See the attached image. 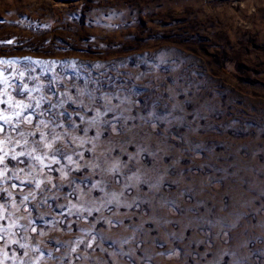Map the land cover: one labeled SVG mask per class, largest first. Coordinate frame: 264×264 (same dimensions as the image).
<instances>
[{"label":"rangeland","instance_id":"obj_1","mask_svg":"<svg viewBox=\"0 0 264 264\" xmlns=\"http://www.w3.org/2000/svg\"><path fill=\"white\" fill-rule=\"evenodd\" d=\"M0 264H264V0H0Z\"/></svg>","mask_w":264,"mask_h":264},{"label":"snow or ice","instance_id":"obj_2","mask_svg":"<svg viewBox=\"0 0 264 264\" xmlns=\"http://www.w3.org/2000/svg\"><path fill=\"white\" fill-rule=\"evenodd\" d=\"M49 147H50V145H49Z\"/></svg>","mask_w":264,"mask_h":264}]
</instances>
